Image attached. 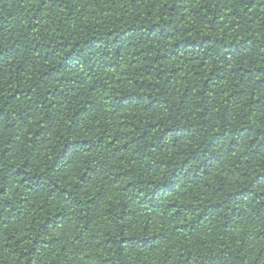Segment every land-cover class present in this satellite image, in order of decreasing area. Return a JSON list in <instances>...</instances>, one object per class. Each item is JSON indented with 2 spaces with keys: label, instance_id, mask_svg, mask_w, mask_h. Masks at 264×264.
Instances as JSON below:
<instances>
[{
  "label": "trees",
  "instance_id": "1",
  "mask_svg": "<svg viewBox=\"0 0 264 264\" xmlns=\"http://www.w3.org/2000/svg\"><path fill=\"white\" fill-rule=\"evenodd\" d=\"M0 264H264V0H0Z\"/></svg>",
  "mask_w": 264,
  "mask_h": 264
}]
</instances>
